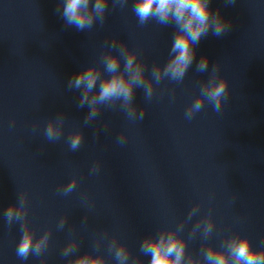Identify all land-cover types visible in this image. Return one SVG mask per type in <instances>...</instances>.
Here are the masks:
<instances>
[{
    "label": "water",
    "instance_id": "95a60500",
    "mask_svg": "<svg viewBox=\"0 0 264 264\" xmlns=\"http://www.w3.org/2000/svg\"><path fill=\"white\" fill-rule=\"evenodd\" d=\"M58 2L0 0V264H68L84 252L117 264L108 250L113 236L130 250L129 264L137 257L148 264L150 257L140 252L143 238L181 222L186 254L197 258L203 247H219L236 233L248 235L254 248L264 247V0H211L231 29L200 40L184 80L161 81L150 102L136 89L135 103L145 108L142 120L104 108L87 125L89 109L77 107L79 91L67 88L69 78L89 64L99 66L113 39L138 50L150 76L153 64L169 59L175 28L154 20L141 26L131 10L134 0L125 8L109 0L103 26L78 31L65 25ZM202 56L209 72L196 71ZM214 64L228 79L229 94L219 112L205 102L187 120L185 110ZM61 113L64 134L49 142L44 128ZM76 129L84 139L72 151L67 137ZM121 133L123 144L117 142ZM95 163L99 171L93 173ZM73 176V192L59 193ZM21 192L28 194L36 236L51 229L47 250L27 260L16 254L20 223L9 225L4 216ZM209 213L212 233L205 238L201 228L193 235ZM73 239L79 247L64 257Z\"/></svg>",
    "mask_w": 264,
    "mask_h": 264
},
{
    "label": "clouds",
    "instance_id": "9594fccd",
    "mask_svg": "<svg viewBox=\"0 0 264 264\" xmlns=\"http://www.w3.org/2000/svg\"><path fill=\"white\" fill-rule=\"evenodd\" d=\"M113 5L125 8L128 0H112ZM227 4L235 0H226ZM109 0H59L56 11L61 15L68 27H75L78 31L91 30L99 23L103 26ZM132 12L138 24L143 26L154 20L163 26H174L175 32L169 52V59L161 66L153 64L150 76L146 75V64L138 50L129 49L125 43L117 45L113 39L108 50L103 52L99 66L89 64L79 72L74 73L68 80L69 90L79 91L77 107L87 106L89 109L84 123L96 119L101 110L119 108L130 121L142 120L145 108L135 103L136 89L143 91L144 99L151 101L156 85L167 79L173 82H182L196 58V46L200 40L212 35L220 37L231 29V21L227 20L219 8H211V0H134ZM117 52L112 49L117 48ZM123 61V67L121 62ZM198 73L209 72L208 57L202 56L196 63ZM229 94V81L220 75L219 65L214 64L206 81L200 86L199 95L185 110V118L192 120L200 112L205 102L210 104L214 111L219 112ZM66 118L58 114L49 119L44 128V136L49 142L61 139L64 134ZM84 133L80 129L73 130L67 137L69 149L76 151L80 148ZM125 134L121 133L117 142L123 144ZM93 173L99 171V163L92 166ZM78 178L72 179L58 189L63 195H68L76 188ZM28 194L21 192L18 202L9 205L4 212L9 225L19 222L21 238L16 247V254L22 260L30 255L40 257L48 248L51 229L43 232L39 237L28 221ZM199 210L194 206L188 214L191 219ZM67 217H62L57 225L62 229ZM184 222L176 228H162L156 235H147L140 244V252L150 257L148 264H264V247L254 248L248 235L239 233L229 236L221 242L219 247L207 245L201 249L202 258L186 254L187 241L180 235ZM207 238L213 231L214 220L211 213L198 220L192 228V234L201 230ZM102 239V238H101ZM98 239L95 247H99ZM78 242L70 240L64 247L62 255L70 257L77 251ZM108 250L113 254L117 264H129L130 250L127 245L113 236L108 243ZM68 264H108L103 255H94L84 252L70 259ZM132 264H142L137 258H132Z\"/></svg>",
    "mask_w": 264,
    "mask_h": 264
}]
</instances>
